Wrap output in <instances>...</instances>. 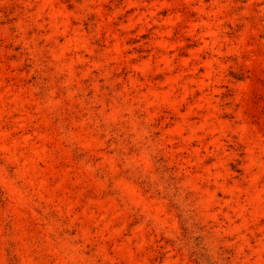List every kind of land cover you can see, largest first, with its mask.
Returning a JSON list of instances; mask_svg holds the SVG:
<instances>
[{"label": "rangeland", "instance_id": "obj_1", "mask_svg": "<svg viewBox=\"0 0 264 264\" xmlns=\"http://www.w3.org/2000/svg\"><path fill=\"white\" fill-rule=\"evenodd\" d=\"M0 264H264V0H0Z\"/></svg>", "mask_w": 264, "mask_h": 264}]
</instances>
